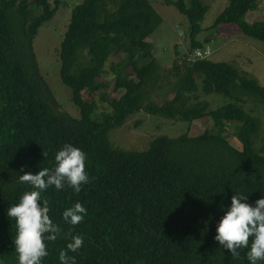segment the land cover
I'll return each instance as SVG.
<instances>
[{
  "label": "trees",
  "instance_id": "1",
  "mask_svg": "<svg viewBox=\"0 0 264 264\" xmlns=\"http://www.w3.org/2000/svg\"><path fill=\"white\" fill-rule=\"evenodd\" d=\"M54 2L0 0V264H16L15 222L7 209L29 190L18 175L53 167L64 143L85 153L89 179L79 192L65 185L41 193L57 227L56 238L43 241L48 255L41 264H60L61 250L68 264H248L246 249L231 255L213 236L221 205L231 195H245L249 204L264 196V138L256 143L262 123L238 103L251 98L264 104V87L227 62L187 59L191 49L203 46L196 36L207 6L201 0H164L186 17L190 46L160 70L147 38L162 19L149 0L74 5L58 54L60 80L79 111L73 118L57 110L32 46L54 14ZM256 3L228 0L211 27L235 23L241 33L264 42V20H245ZM110 57L115 59L105 70ZM105 71L113 75L110 82L101 80ZM172 75L169 96L146 101L148 89L162 88ZM107 88L118 95L107 97ZM84 90L98 94L110 111L97 114ZM213 93L225 103L209 109L203 95ZM140 109L189 124L207 117L210 124L194 136L188 129L176 137L158 135L144 150L113 146L109 130ZM231 127L240 148L226 137ZM74 202L86 212L70 225L61 213ZM71 235L83 238L75 252L66 249Z\"/></svg>",
  "mask_w": 264,
  "mask_h": 264
},
{
  "label": "rangeland",
  "instance_id": "2",
  "mask_svg": "<svg viewBox=\"0 0 264 264\" xmlns=\"http://www.w3.org/2000/svg\"><path fill=\"white\" fill-rule=\"evenodd\" d=\"M54 1L49 0L52 6L56 5ZM81 1L58 0L54 14L39 27L32 41L38 73L48 86L53 102L59 111L73 118L79 117V111L71 99V89L60 80L58 54L63 34L69 23L71 9ZM149 2L161 16L162 22L147 40L151 42V50L158 65L162 67L160 70H166L172 66L176 51L179 53V57L190 46L188 21L176 7L166 5L164 0H149ZM201 2L208 9L200 22L201 32L196 36V39L202 45H207L206 48L209 49L207 59L214 62H227L235 67L240 74L255 79L260 86L264 87V42L241 33L235 23H220L215 28L211 27L217 15L227 5L228 0H201ZM245 20L248 23L264 20V0H257L255 7L246 13ZM114 59V57L109 58L105 64V70ZM101 78L102 81L110 82L113 75L111 72L105 71ZM174 80L175 76L172 75L162 88L157 85L149 88L146 101L160 102L168 97V90ZM104 91L107 97L118 95L111 92V88ZM82 96L95 103L97 114L110 111L109 103L102 101L98 94L84 90ZM203 98L208 101L209 109H215L225 103L222 96L215 93L203 95ZM238 103L244 110L249 112L252 110V114L261 120V130L256 139V143H258L261 138H264V104L251 98H245L242 104ZM137 121L140 123L135 125ZM209 124L207 117L194 120L189 124L180 119L148 114L140 109L131 114L121 126L109 130L108 137L115 147L126 150H144L149 142L158 135L176 137L188 129V134L194 136L201 133ZM233 129L234 127H231L227 130L226 137L231 145L240 148L239 141L232 133Z\"/></svg>",
  "mask_w": 264,
  "mask_h": 264
},
{
  "label": "clouds",
  "instance_id": "3",
  "mask_svg": "<svg viewBox=\"0 0 264 264\" xmlns=\"http://www.w3.org/2000/svg\"><path fill=\"white\" fill-rule=\"evenodd\" d=\"M206 47L207 45H203L191 49L187 59L190 62L206 59L209 53L201 58L194 56L196 50H204ZM53 161L51 168L43 167L34 174L22 172L18 175L21 183L29 185V190L24 191L17 202L7 209V215L15 222L13 244L16 264H41V259L48 255L43 241L56 238L57 227L48 216V205L41 201V193L49 186L60 190L65 185L74 192H79L80 186L88 182L85 153L78 147L64 143L55 151ZM221 211L223 214L216 221L213 239L234 256L239 254L237 249H246L248 264L264 261V196L249 204L245 195L233 194L227 205H221ZM85 212L81 203L74 202L61 215L66 223L76 225L83 219ZM82 243L81 236L71 235L66 249L75 252ZM58 259L60 264H68L69 258L64 250L59 252Z\"/></svg>",
  "mask_w": 264,
  "mask_h": 264
},
{
  "label": "built area",
  "instance_id": "4",
  "mask_svg": "<svg viewBox=\"0 0 264 264\" xmlns=\"http://www.w3.org/2000/svg\"><path fill=\"white\" fill-rule=\"evenodd\" d=\"M208 53H209V50L207 48L204 50H196L194 53V56L201 58L203 56H206Z\"/></svg>",
  "mask_w": 264,
  "mask_h": 264
}]
</instances>
